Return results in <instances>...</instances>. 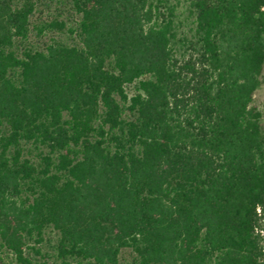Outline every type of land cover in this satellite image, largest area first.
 I'll use <instances>...</instances> for the list:
<instances>
[{
    "label": "trees",
    "instance_id": "obj_1",
    "mask_svg": "<svg viewBox=\"0 0 264 264\" xmlns=\"http://www.w3.org/2000/svg\"><path fill=\"white\" fill-rule=\"evenodd\" d=\"M263 69L264 0H0V264H264Z\"/></svg>",
    "mask_w": 264,
    "mask_h": 264
},
{
    "label": "rangeland",
    "instance_id": "obj_2",
    "mask_svg": "<svg viewBox=\"0 0 264 264\" xmlns=\"http://www.w3.org/2000/svg\"><path fill=\"white\" fill-rule=\"evenodd\" d=\"M155 1V0H154ZM177 0H170V4H175ZM179 11V10H178ZM263 82L260 85V87L255 91L253 95V101H252V106L260 113L261 119H260V124H261V129L264 132V69H263ZM133 86H129L126 88V92L131 95L133 93ZM262 226L263 229L261 231V237H262V244L264 245V214H262ZM50 237H54V234H49ZM48 246L46 244H43V250H47Z\"/></svg>",
    "mask_w": 264,
    "mask_h": 264
}]
</instances>
